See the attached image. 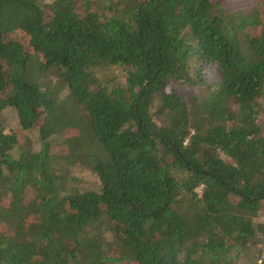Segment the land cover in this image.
Segmentation results:
<instances>
[{
	"label": "trees",
	"instance_id": "16d2710c",
	"mask_svg": "<svg viewBox=\"0 0 264 264\" xmlns=\"http://www.w3.org/2000/svg\"><path fill=\"white\" fill-rule=\"evenodd\" d=\"M99 1L0 0V264H239L264 245V0ZM201 63L217 83L184 96Z\"/></svg>",
	"mask_w": 264,
	"mask_h": 264
},
{
	"label": "rangeland",
	"instance_id": "374dc122",
	"mask_svg": "<svg viewBox=\"0 0 264 264\" xmlns=\"http://www.w3.org/2000/svg\"><path fill=\"white\" fill-rule=\"evenodd\" d=\"M214 1H222L223 4L226 5L225 7L228 10H233V11L238 10L240 8L252 9L256 7L257 5H259L260 3V0H214ZM99 2H100L99 0H92V4L94 5V8L98 6ZM82 6L84 7L83 3H82ZM20 38L25 39L21 36ZM199 66L203 68V75H204L205 83L202 86L195 88L193 92L190 91L189 87H186V86L181 87L180 93H182L184 96L200 94L204 92L205 90H207V88L210 85H214L215 83H217L218 77L216 75L214 68L209 67L205 63H201ZM108 75L117 76L118 78H120V75L118 74L117 71H111ZM3 116L7 124L8 133L19 130L20 126L13 112H6ZM24 135L28 136L30 134L25 133ZM73 174H75V176L79 178L80 183L78 184L81 188H84V189L95 188L97 182H96V178L92 174L84 172L79 169H75ZM261 223H264V212L261 213L260 217L255 221L256 225L261 224ZM112 246L114 248V252H116L117 243L112 241ZM262 248H264L263 244L255 245L251 250H249L247 253H245L241 257L239 264H259L262 260V257L260 256L259 251L262 250Z\"/></svg>",
	"mask_w": 264,
	"mask_h": 264
}]
</instances>
